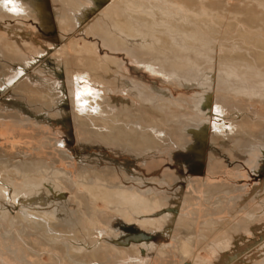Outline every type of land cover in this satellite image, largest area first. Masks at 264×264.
I'll use <instances>...</instances> for the list:
<instances>
[{"label":"bare ground","instance_id":"bare-ground-1","mask_svg":"<svg viewBox=\"0 0 264 264\" xmlns=\"http://www.w3.org/2000/svg\"><path fill=\"white\" fill-rule=\"evenodd\" d=\"M4 1L0 0V22L3 25V28L0 27L3 32L0 38V59H4L5 49L10 45L18 50L13 52L14 50L10 49L12 55L18 56L13 67L17 78H21L23 74H27L29 78L31 73L39 75L48 73L51 77H57V72L44 67L45 61L39 59L45 53H34L32 50L37 42L33 39L32 32L27 30L26 22L39 17L40 26L44 31L54 30L56 24L60 28V21H63L73 25L79 32L86 33L81 38L83 45L78 46L75 43L73 51L97 55L105 63V69L95 76L100 84L121 87L132 91L134 93L132 95L138 100L158 105L156 100L145 95L128 79L123 59L119 56V53L126 52L128 58L134 59V62L142 65L144 69L147 68L149 72L155 71L164 82L170 79L171 82L172 80L179 82L180 86L188 90H201L200 98L194 102L197 103L195 108L208 122L204 120L196 127L189 128L191 118L181 116L176 119V126L182 129L183 134L188 133L193 138L192 143L179 141L177 146L193 154L203 167L208 166L210 115L215 91L220 90L221 82L223 84L232 82L243 94L255 95L264 101V88H259L252 82L248 74H238L235 68L223 74L216 68V49L219 46L217 41L220 36L226 39L228 31L234 28V24L226 22L218 12L209 9L207 7V3H211L209 0H189V4L183 0H52L53 12L46 8V0H8L10 5L6 2L4 4ZM13 8L17 11H12ZM13 20L15 21L12 22ZM91 33L96 41L90 40L87 36ZM258 40L264 43V38ZM4 43L9 46L4 47ZM52 43L59 44L60 37L57 36ZM103 47L109 48L111 55L105 52L101 56L100 49ZM201 48L207 49L206 55H203L206 65L189 64L180 67L183 59H188L186 55L188 49L202 57ZM162 49L160 53L168 54L169 57L159 60L155 54L157 50ZM228 53H232V50ZM34 55L37 56L34 58ZM140 57L147 60L141 61ZM224 58H229V55L226 53ZM66 62L64 60L65 74ZM64 63L60 60L57 64ZM38 65L42 68H38ZM41 75L40 80L43 79L47 83L50 75L46 78ZM189 75L192 76V80L187 83ZM54 82L57 84V80ZM68 83L73 84L70 81ZM24 84L23 81L18 85ZM19 86L12 88L11 93L17 94ZM227 89L223 87L221 90L234 92ZM166 90L171 93V88ZM52 95L53 93L49 92L46 96L47 111L51 115L64 114L63 109H55L57 104L51 99ZM70 96L72 105L77 108L78 113L75 116L78 117V124L88 126L91 122L93 126L94 121L103 122L99 130L91 131L100 132V140L106 146L117 143L118 148L122 147L124 151L145 158L146 155H155L157 151L162 150L160 146L153 145L150 141L140 142L136 141L138 137L131 138L136 133L126 136L118 131L119 135L113 134L111 129L119 126L120 113L117 112L116 115L112 108L107 109L100 99ZM201 106H204L205 110H202ZM159 108L162 111L167 109L165 105ZM168 108L170 110V107ZM117 109L129 112L132 107ZM86 114L90 116L86 118ZM17 118L22 120L20 116ZM259 151L264 158L262 143L248 144L241 157L249 160V154ZM55 163L38 158L36 161L0 158V224L3 225L1 238L9 243V246L13 244L16 246L17 241L23 240L34 252L33 257L41 250H45L49 252L48 257H52L60 264H102L101 261L120 264L127 256L130 259L133 256L136 260L138 256L147 258L154 253L162 256L167 252L168 246H174L184 264H189L186 259L192 249L202 245L208 236L226 229L227 234L224 236L235 239L239 232L253 233L264 224V208L260 212L250 208L247 202L239 204L240 196L227 199L224 196L215 198L213 195L211 209L217 213L221 212L220 214H225L228 210L231 215L238 209L236 214L243 218L242 224L234 223L226 218L227 216L219 220L213 218L200 229L199 236L196 237V222L188 214H182L184 206L194 202L193 196L184 191L177 190L173 196L168 197L157 192L155 187L140 190L139 186L146 179L142 173H131V176L126 174L125 180L132 183L131 186H127L116 179L118 174L114 168V171L107 169L103 172L83 170L78 181L74 182L72 172L58 168ZM167 175L174 176L170 173ZM66 184L75 189L72 197L65 194ZM215 185L214 187L205 185L204 189L208 192H220L226 188L225 184ZM227 187V191H231L230 187ZM252 195L258 193L253 192ZM163 199H167L164 204ZM260 205L264 207V199ZM190 213L193 215L194 210ZM117 218L121 219L123 224L116 229L113 222ZM129 225H137L141 230H130L125 235V227ZM160 236L172 237L173 243L162 242L156 245L155 240ZM108 238H112V241ZM207 260L196 255L192 264H203ZM256 261L264 264V243ZM256 261L255 263L244 261L241 264H257Z\"/></svg>","mask_w":264,"mask_h":264},{"label":"rangeland","instance_id":"rangeland-1","mask_svg":"<svg viewBox=\"0 0 264 264\" xmlns=\"http://www.w3.org/2000/svg\"><path fill=\"white\" fill-rule=\"evenodd\" d=\"M183 1L190 3L189 0ZM5 2L9 4L8 0H5L4 4ZM209 2H211L207 3L209 9L218 12V15L224 17L226 22L234 24V28L228 31L226 39L220 36L217 41L219 46L216 49V68L223 74L235 68L238 74H248L252 82L259 88H264V43L258 40V38H264V0H209ZM52 3V0H46V8L53 12ZM39 20L40 18L37 17L26 22L27 30L32 32L33 39L37 42L32 50L34 53H45L39 59L45 61L44 67L55 70L57 77H51L48 73L40 74L45 78L50 75L47 83L43 79L40 80L42 77L40 78L37 73H31L29 78L27 74L17 78L13 67L18 56L12 55L10 49L14 50L13 52L18 50L7 43L3 44L4 47L9 46V50L6 48L4 59H0V115H4L0 116V158H10L14 161L18 159L36 161L38 158L50 163L55 161L58 168L72 172L74 182L78 181L79 174L83 170L103 172L107 169L114 171V168L118 174L116 179L131 186L132 183L125 180V175L142 173L146 179L139 186L140 190L156 188L157 192L164 193L168 197L180 190L193 196L194 202L187 203L182 214H188L196 222V237L199 236L200 229L213 218L219 220L227 216L226 218L234 223L242 224L243 218L236 214L238 209L232 215L228 213V210L225 214H220L221 212L217 213L211 209L213 195L215 198L224 196L227 199L240 196L239 204L247 202L250 208L262 212L264 207L260 203L264 199L263 155L260 151L253 152L249 154V160L242 158L241 155L248 144L262 143L264 145L263 100L255 95L243 94L232 82L228 84L221 82L220 90L215 91L210 115L208 166L203 167L193 154L177 146L179 141L192 143L193 138L188 133L183 134L182 129L176 126V119L181 116L191 118L189 128L196 127L204 120L208 122L205 116L195 108L197 103L194 102L200 98L201 90H188L180 86L177 81L172 80V83L170 79L164 82L155 71L149 72L146 67L147 70L134 62V59L128 58L126 52L119 53V56L123 59L124 71L128 74V79L141 92L156 100L158 105L138 100L132 95L134 94L132 91L121 89V87L100 84L95 76L96 73L105 69V63L97 55L73 51L75 43L78 46L83 45L81 38L86 33L79 32L73 25L63 21H60V28L56 24L54 30L44 31ZM0 27L3 28L2 22ZM2 33L0 29V38ZM57 36L60 37L61 44L54 45L52 40H56ZM87 36L90 40L96 41L93 33ZM47 48L48 52H46ZM231 50L232 53H228ZM160 51L163 49L157 50L155 54L159 60L169 57L168 54L160 53ZM105 52L110 55L112 53L109 48L100 49L101 56ZM206 52L207 49L201 48L202 57H200L188 49L186 53L188 59H183L180 67L189 64L206 65L203 57ZM226 53L229 58H224ZM36 56L34 55V58ZM60 60L62 63L64 60L67 61L66 74L63 71L65 63L57 64ZM139 60L145 61L147 58L140 57ZM37 67L42 68L41 65ZM104 73L107 74L106 71ZM189 76L187 83L192 80V76ZM23 81L26 85L19 86L18 84ZM68 81L73 84H69ZM16 86H19L17 94L11 93L12 88ZM223 87L234 92L222 91ZM167 88H171V93L166 90ZM49 92L53 93L51 99H54L57 104L55 109H63L64 114L51 115L47 111L45 104ZM70 95L80 98L88 97L93 100L100 99L107 109L112 108L116 115L120 113L119 126L111 129L113 134L119 135L118 131L126 136L136 133L131 138L138 137L136 141L140 142L150 141L153 145L160 146L163 151L159 150L155 155H146L145 158L124 151L122 147V149L118 148L117 143L106 146L100 140L101 133L91 131L99 130L103 122L94 121L93 126L90 122L89 127L78 124V117L75 116L78 113L77 108L72 105ZM161 105H165L167 109L160 110ZM117 107L122 109L132 107V109L124 112ZM201 107L205 110L204 106ZM17 116H20L22 120ZM88 116L90 115L86 114L85 117ZM169 173L174 176L167 175ZM215 184H225L226 188L220 192L205 191V185L214 187ZM66 185L65 194L67 197H72L75 189ZM227 186L231 191H227ZM253 192L258 195H252ZM166 201L167 199H163L162 203ZM191 210H194L193 215L190 213ZM113 223L116 229L123 224L119 218ZM2 229L3 225L0 224V264H60L52 257H48L49 252L45 250H41L36 253V257H33L34 252L25 245L23 240L17 241L16 246L14 244L9 246V243L1 238ZM125 229V235L130 230H141L137 225H129ZM225 234H227L226 229L208 236L202 245L192 249L186 261L192 264V260L197 255L208 259L203 264H241L244 261L255 263L264 243V224L261 228H256L253 233L239 232L235 235V239L225 237ZM171 239L172 237L160 236L156 238L155 244L173 243ZM108 240L112 241V238ZM173 248L174 246H168L167 252L162 256L154 253L153 256L150 254L147 258L143 257L144 259L138 256L137 260L133 259V256L132 260L127 256L121 263L184 264ZM16 250L18 252H15ZM32 259L35 261L33 262ZM101 263L111 264L104 261ZM256 263L259 264L257 261Z\"/></svg>","mask_w":264,"mask_h":264},{"label":"snow or ice","instance_id":"snow-or-ice-1","mask_svg":"<svg viewBox=\"0 0 264 264\" xmlns=\"http://www.w3.org/2000/svg\"><path fill=\"white\" fill-rule=\"evenodd\" d=\"M12 11H14V12H15V11H17V9L13 8V9H12Z\"/></svg>","mask_w":264,"mask_h":264}]
</instances>
